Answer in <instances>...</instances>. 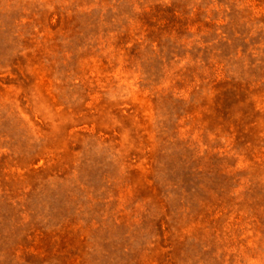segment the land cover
<instances>
[{"label": "rangeland", "instance_id": "rangeland-1", "mask_svg": "<svg viewBox=\"0 0 264 264\" xmlns=\"http://www.w3.org/2000/svg\"><path fill=\"white\" fill-rule=\"evenodd\" d=\"M0 264H264V0H0Z\"/></svg>", "mask_w": 264, "mask_h": 264}]
</instances>
